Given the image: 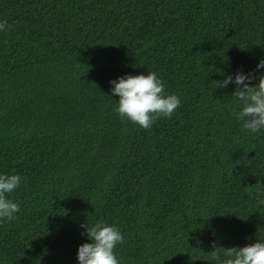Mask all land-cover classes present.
Segmentation results:
<instances>
[{
    "label": "trees",
    "instance_id": "16d2710c",
    "mask_svg": "<svg viewBox=\"0 0 264 264\" xmlns=\"http://www.w3.org/2000/svg\"><path fill=\"white\" fill-rule=\"evenodd\" d=\"M0 20V172L22 177L0 264H78L97 222L120 229L122 264L264 241V131L213 85L264 74V0H0ZM148 71L181 103L144 129L109 81Z\"/></svg>",
    "mask_w": 264,
    "mask_h": 264
},
{
    "label": "clouds",
    "instance_id": "9594fccd",
    "mask_svg": "<svg viewBox=\"0 0 264 264\" xmlns=\"http://www.w3.org/2000/svg\"><path fill=\"white\" fill-rule=\"evenodd\" d=\"M7 28V21L0 20V32ZM256 69H264V59L257 63ZM252 79L253 73L238 70L213 85L215 88H226L230 83L235 86L233 96L240 107L233 110V118L243 129L255 134L264 131V74L255 86H250ZM109 84L111 95L118 97L114 109L118 116L144 129H150L157 117H170L181 103L178 95L165 92L164 83L154 71L146 75L125 74ZM21 181L18 173L0 172V223L14 220L20 212V204L11 194ZM86 236L90 242L78 246V264H122L115 249L123 243V235L115 224L97 222L86 228ZM219 250H223V256ZM211 258L216 264H264V241L227 250L216 248Z\"/></svg>",
    "mask_w": 264,
    "mask_h": 264
}]
</instances>
